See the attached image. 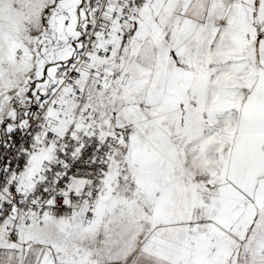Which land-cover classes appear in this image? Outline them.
I'll use <instances>...</instances> for the list:
<instances>
[{
	"label": "snow or ice",
	"instance_id": "1",
	"mask_svg": "<svg viewBox=\"0 0 264 264\" xmlns=\"http://www.w3.org/2000/svg\"><path fill=\"white\" fill-rule=\"evenodd\" d=\"M0 264H264V0H0Z\"/></svg>",
	"mask_w": 264,
	"mask_h": 264
}]
</instances>
